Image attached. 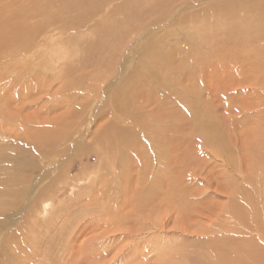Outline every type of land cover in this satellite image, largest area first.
Wrapping results in <instances>:
<instances>
[{"label": "rangeland", "instance_id": "rangeland-1", "mask_svg": "<svg viewBox=\"0 0 264 264\" xmlns=\"http://www.w3.org/2000/svg\"><path fill=\"white\" fill-rule=\"evenodd\" d=\"M151 1L105 0L100 9L81 10L79 32L71 31L69 37L85 53L76 51L74 44L67 46L74 49L64 73L70 85L66 103L83 114L84 130L130 129L135 143L141 141L143 148L148 140L144 134L141 138L139 132L147 125L136 121H148L146 113L132 107V121H124L123 117L118 122L114 120L118 107L131 99H155L149 104L164 100L161 114L174 110L172 116L178 115V122L173 121L172 125L178 129L179 148L174 162L169 157L165 160L168 175L160 204L151 203L152 208L144 209L135 200L138 192L147 188L141 183L143 176L148 177L147 172L139 175L134 170L135 175L123 177L120 157L115 161L116 168L110 154L98 158L88 150L84 158L76 150L74 155L63 150L55 156L59 164L53 168L61 166V157L65 162L66 188L62 193H51L52 199L42 200L37 192L23 197L19 193H5V189H18L10 186L5 176L14 173V177H19L21 172L25 176L23 167L11 168L13 162L7 155L3 166L8 167L7 173L0 175L4 177L0 178V264H217L216 258L220 262L222 258L208 250L224 242L235 246L253 243L264 252V216H260L258 224L261 231H254L252 225L248 232L247 227L239 226L244 223L241 218L238 221L229 214L242 192L257 198L264 215V2L258 5L259 0H170L168 4L166 0ZM8 2L2 0L1 4L8 6ZM109 18V25L123 29L116 35L121 36L119 43L94 55L86 47L93 39H110L98 30ZM233 27L239 33L236 39L228 35ZM241 28L251 31V35L240 33ZM53 40L56 46L52 52L63 57L59 35ZM142 73L152 78L145 90L136 85L139 81L135 78ZM120 75L121 80L123 76L132 80L128 85L133 94L115 99ZM161 85L169 89L162 91ZM76 87L82 93H77ZM103 88V92L99 91ZM115 102L119 104L117 108L113 106ZM49 105L54 106L51 116L59 117L54 125L64 123L70 109L59 101ZM10 109L13 114L18 113L17 108ZM94 118L101 121L94 124ZM208 119L213 125L224 127L231 160L219 155L211 144L196 139L194 125ZM12 126L0 119V150L16 143L11 136ZM84 139L89 146L92 136ZM259 146L261 160L252 150ZM119 150L122 155L128 154L122 146ZM39 165L42 169L43 165ZM51 173L55 181L60 179L53 169ZM32 205L40 209L39 215L28 213L26 208ZM12 216L15 218L9 220ZM231 226L247 232L234 233ZM234 248L229 249V255ZM240 257L239 263L225 264L258 263L246 255Z\"/></svg>", "mask_w": 264, "mask_h": 264}, {"label": "bare ground", "instance_id": "bare-ground-1", "mask_svg": "<svg viewBox=\"0 0 264 264\" xmlns=\"http://www.w3.org/2000/svg\"><path fill=\"white\" fill-rule=\"evenodd\" d=\"M8 1V6H4L1 4L2 0H0V104H4L6 101V106L0 107V119L1 122L4 121L6 125H13V128H11V136H13V138L15 137L14 140L16 143L0 150V175L2 174L5 176V173H7L5 170L8 167L3 166L7 160V155H9L8 158H10L13 162H11L13 164V167L11 168L15 169V167H23L22 169L23 172H25V176H22V172L19 177H14V173L9 174L10 176L8 177L5 176L7 181L10 183V186L15 185L18 187V189L13 190L5 189V193H19L20 196L23 197L37 192V195L41 197L42 200H44L43 198L52 199L51 195L53 193H62L66 188V180L64 178L65 162L61 157V166L53 168L59 164L56 162L55 156H58L61 152H63V150H70L74 155V150H76L81 155V158H84V155L87 154L85 150H88L90 154H95L98 158L108 156L110 154L113 157L114 161L112 163H114L115 167V161H117L116 159L120 157L121 161H118L119 163H122L124 168L122 173L123 177H129V173L134 174V170H136L135 173L140 172L139 175L142 171H144L142 174L147 172L149 174L148 177L145 178L143 176L141 180V183L147 186V188L143 187L137 194L139 196L138 199L135 200L140 206H144V209L148 207L152 208L151 203H155L156 205L160 204V201L162 200V191H164L166 184L165 177L166 174L168 175V164L165 160H168L167 157H169V161L174 162L176 152L179 148L178 139L176 138L178 129H176V131L175 126L172 125L173 121H176L178 116H172L175 113L173 112L174 110L170 114L165 112V114H161L165 105L164 100L149 104L155 99H149L146 101L131 99L127 101L125 105L120 107H118L119 104L117 102L113 103L115 108L118 107L117 114L114 117V120H117L118 122H120L123 117L124 121H132L130 114L132 113V107H136L135 109L133 108L136 112L144 111L146 113L145 119L148 121H136L137 124L147 125L145 126L146 129L140 128L141 131L139 132L141 134V138L144 134L145 138L148 140L147 145L142 148L141 141L138 140L135 143V140L133 139L134 135L131 134L132 130L130 129H120L115 127L116 129L112 130L110 128L111 131L105 130V132L104 127L99 129L97 132L84 130L81 124L84 118L83 114H78L79 111L74 110V105H72L71 108V103H66L70 88V85L67 83L68 78L64 73L67 67L66 61L70 57L71 49L75 48V50L79 52L84 50L85 53V49H83L81 45L76 46L72 43L73 39L69 37L71 34L69 32H79L81 10L91 12L95 8L100 9L105 4V0ZM259 1L258 5H261L264 2V0ZM102 2L104 4H102ZM151 2L157 3L159 0H152ZM168 3H170V0H166V4ZM109 22H111V18L107 19L105 25L98 27V30L104 31L105 35L110 36V39H102L100 42L93 39L94 41L91 42L89 47L85 46L86 49L88 48L94 55H97L104 49L108 50L114 48V44L116 43L117 45V43H119L118 41L121 36L117 37L116 35H119L123 29L113 27L111 24L109 25ZM240 33L247 34L246 37L251 35V31L243 30L242 28ZM238 34L237 27H233L228 32V35H230L232 39H236L235 37H237ZM56 35H59V39L63 44V57L59 56V53L52 52L56 46V40H53ZM101 38L102 37H98V39ZM70 44H74V48H66ZM124 51L126 50L124 49ZM116 70L118 69H115L114 71ZM114 71L111 72L114 73ZM100 72L101 70L99 73ZM120 77L121 75L119 76L120 83L117 84L115 99L123 95L128 96L131 95V93L133 94L130 88L131 85H128V83H131L132 80L124 76L121 80ZM135 79L139 81L136 85L145 90L148 84H150V79L152 78L149 74L142 73L138 74ZM119 85L122 86L119 88ZM161 86L162 88L160 87V89L162 91H166L168 88H165L166 86L164 87L163 85ZM76 90L78 91L77 93H82L81 89L79 90L78 87H76ZM99 91L103 92L104 88ZM90 96L92 95L90 94ZM93 99H95V96ZM57 101L70 109V113L66 117L67 119L65 121L67 123H61L60 119L58 121L61 123L60 125H54V121H57L59 117L51 116L54 106L49 105L50 103H56ZM178 101L180 102V100ZM152 104H156V106ZM14 107L17 108V110L14 109L18 112L16 114H13V111H10L12 110L10 108ZM3 109H7V111H4ZM155 110L157 111L155 112ZM23 113H27V115L22 116ZM132 115L134 114L132 113ZM97 121L101 120L99 118H94L92 123L95 124ZM180 121L182 122V120ZM118 122H116V124H120ZM194 126L196 130L193 131L196 132V139L211 144L219 155L231 160L230 155L232 153L228 144L229 138L225 134V130L222 125H213L208 119L206 121L203 120V122H196ZM192 127H190V129H192ZM88 135H91L92 139L90 140L91 143L89 146H86L84 138H87ZM172 140L174 141L172 142ZM119 146H122L123 149L127 150L128 154L122 155L123 153L119 150ZM260 146L253 148L252 150L254 153L257 152L256 154L259 155L261 160V150L259 151ZM8 150H10L9 154ZM62 155L65 156L66 154L63 153ZM139 161H142L143 163L138 166L137 164ZM40 163L43 165L42 169H39ZM135 165L138 167H135ZM45 167L47 169H44ZM52 169L55 172V176L60 174V179L58 178L57 181L52 178ZM3 176L0 178H4ZM168 180L169 186L171 185V178ZM46 181H49V183L45 184ZM239 194L241 195L239 196L241 198V202L239 201L240 198L236 199L230 207V213H228L236 216L238 221L241 218L244 223H239V226L243 225L244 227H247V229H249L248 232L252 231V225L255 227L254 231L260 232L261 230L258 224L260 223V216L264 215L261 208L257 205V198H254L253 195H250L249 193L241 192ZM134 196L136 198V193ZM35 202L36 200L34 203ZM43 203L44 202L41 204L43 205ZM36 207L37 206L35 205L26 209H28L29 214L37 213V215H39L40 209ZM44 207L41 209L44 210ZM22 215L24 217V214ZM13 218H15V216L9 217L8 219L13 220ZM23 219L25 222H28L25 220V217ZM2 221L3 220H1V222ZM24 224L26 225V223ZM34 224L35 223H33V225ZM230 229L234 233L247 232V229L239 227L234 228L231 226ZM261 234L264 237V233L262 231ZM222 244L223 245L218 246L216 244L208 250L211 251L212 249L216 257L220 256L222 258V262H220L218 257L216 258L217 264H225L227 261H232L233 263L238 261L237 263H239L241 259L240 254L248 256L251 260L253 259L255 262H258L257 264H264V252H262L260 248L254 246L253 243L250 245L242 243L237 246H235L232 242H229L228 244L224 242ZM227 245L230 250H232L235 246L231 255H229L230 253ZM97 248H99V246ZM209 255L211 256L210 252ZM223 258L226 259L223 260Z\"/></svg>", "mask_w": 264, "mask_h": 264}]
</instances>
